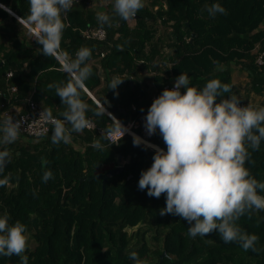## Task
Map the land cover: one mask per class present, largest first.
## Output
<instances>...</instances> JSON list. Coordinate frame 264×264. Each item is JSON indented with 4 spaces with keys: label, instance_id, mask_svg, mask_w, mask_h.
Here are the masks:
<instances>
[{
    "label": "trees",
    "instance_id": "1",
    "mask_svg": "<svg viewBox=\"0 0 264 264\" xmlns=\"http://www.w3.org/2000/svg\"><path fill=\"white\" fill-rule=\"evenodd\" d=\"M143 3L129 20L132 24L115 14L114 0H79L62 16L61 49L72 58L80 48L91 50L86 63L92 75L85 84L87 92L100 99L95 102L87 92L81 99L89 105L86 117L92 126L73 133L68 144L51 142L50 124L42 136L20 132L14 143L0 144V151L10 152V163L0 172V181H6L0 186V216L7 214L9 224L26 226L28 246L22 255L28 264H134L132 252L145 264H264V211L246 213L237 222L242 232L259 238L257 252H246L237 242L224 243L216 231L193 238L187 221L160 215L166 194L157 199L149 197L147 189H138L140 174L151 167L156 149L134 146L129 135L108 147L100 137L112 122L107 113L123 125L137 121L182 73L197 90L218 79L231 86L222 98L235 95L245 107H264V0ZM214 3L226 14L210 17L205 5ZM97 12L107 13L111 26L101 29ZM28 14V0H0V120L5 114L19 119L27 112L26 99L62 119L65 106L48 85H63L68 75L54 58L40 52L42 46L17 22ZM94 29L103 30L105 39L84 34ZM113 77L123 80L115 90L109 89ZM149 85L156 90L152 95ZM103 100L116 110L104 104L105 116H95ZM133 133L140 134L138 127ZM94 138L104 145L102 151L91 147ZM148 141L167 151L159 130ZM248 151L245 168L264 183V141L258 151ZM116 166L122 171L107 179L102 192L99 176ZM45 171L52 173L46 183ZM257 192L264 196V191ZM0 264H20V257L0 256Z\"/></svg>",
    "mask_w": 264,
    "mask_h": 264
},
{
    "label": "clouds",
    "instance_id": "2",
    "mask_svg": "<svg viewBox=\"0 0 264 264\" xmlns=\"http://www.w3.org/2000/svg\"><path fill=\"white\" fill-rule=\"evenodd\" d=\"M76 2L28 0L29 14L16 18L42 46L40 52L54 58L60 70L68 75L65 84L48 85L55 89L65 106L60 114L62 119L54 118L50 109H43L40 114V118L52 125L51 142L55 145L70 143L73 133H82L92 126L86 117L89 105L81 99V93L88 91L85 81L92 75L86 63L91 50L80 48L72 58L60 47L65 29L62 16ZM143 7V0H114L113 11L129 21ZM205 10L213 18L217 13L226 14L219 3L205 5ZM96 20L101 29L111 26V17L105 12H97ZM122 83V79L113 77L109 89L115 90ZM189 85L186 74L176 77L174 89L163 90L144 118L147 134L152 136L159 130L166 152L133 134L134 146L144 144L145 148L156 149L151 167L140 174L138 189H147V195L157 199L166 194V207L160 210V215L170 214L187 221L191 237H205L216 231L224 243L237 242L244 251L257 252L255 245L259 238L242 232L237 222L246 213L264 211V196L257 192L264 191V183L251 177L245 168L246 161H250L248 148L258 151L264 141V107H240L235 95L222 98L224 93L231 92V86L218 79L209 80L202 90ZM218 98H221L219 102ZM104 104V100L98 104L95 116H105ZM107 115L112 122L102 129L100 137L108 141L109 147L117 144L128 129L111 113ZM21 130V121L6 114L0 120V144L14 143ZM91 147L102 151L104 145L94 138ZM8 163L10 152L0 151V172ZM46 164L47 160L42 158V165ZM51 178V171H45L43 181L46 183ZM4 183L0 181V186ZM9 219L7 214L0 216V256H18L20 264H28V257L22 255L28 246L26 226L19 221L9 224ZM129 259L134 264H145L136 252L130 253Z\"/></svg>",
    "mask_w": 264,
    "mask_h": 264
},
{
    "label": "built area",
    "instance_id": "3",
    "mask_svg": "<svg viewBox=\"0 0 264 264\" xmlns=\"http://www.w3.org/2000/svg\"><path fill=\"white\" fill-rule=\"evenodd\" d=\"M78 1L79 0H77V2ZM84 34L88 38H91V39H96V40L105 39V32L101 29H94L93 31H90V32H84ZM257 62L260 64L261 60L259 59ZM10 75H11L10 72L7 73V76H10ZM165 89L173 90L174 84L173 85H166L163 88V90H165ZM10 91L15 92L16 88L11 87ZM181 94H183V93L181 92ZM160 95L161 94H159L157 97H154V99L158 98ZM24 102H26L28 104L27 105L28 106L27 112L25 114H23L19 119H17V120H20L22 123L21 132L26 134V135L34 136V137H39V136L44 135L48 131V128L51 125V123L48 122L47 120L43 119V118H40V114L42 111L37 107V105L35 103L30 102L28 99H26ZM239 106L245 107L243 104H240ZM132 110H134V108ZM146 115H147L146 113H143L137 118V121L127 122L124 126L128 129V131L125 133L124 136H127V135L133 136V134H134L135 136L140 137L142 141H146L147 143H149L148 140L150 139L151 136H149L147 134V131L144 127V124H145L144 118L146 117ZM4 116L6 117V114ZM135 127H138L140 134L133 133V129Z\"/></svg>",
    "mask_w": 264,
    "mask_h": 264
},
{
    "label": "water",
    "instance_id": "4",
    "mask_svg": "<svg viewBox=\"0 0 264 264\" xmlns=\"http://www.w3.org/2000/svg\"><path fill=\"white\" fill-rule=\"evenodd\" d=\"M105 106L106 108L108 109H111V104L109 103L108 100L105 101ZM113 110H116L114 108H112ZM118 111H121V109H117ZM120 160V157H117V161ZM122 171V167L121 166H116L114 168H110V169H107L105 171V173H103L102 175L99 176V179L101 180V188H102V192H104V187H105V183L107 181L108 178L114 176V175H117L119 174L120 172ZM85 180L84 178H82L80 181H83Z\"/></svg>",
    "mask_w": 264,
    "mask_h": 264
},
{
    "label": "crops",
    "instance_id": "5",
    "mask_svg": "<svg viewBox=\"0 0 264 264\" xmlns=\"http://www.w3.org/2000/svg\"><path fill=\"white\" fill-rule=\"evenodd\" d=\"M96 63L97 62H92V64H95L96 65ZM149 92L151 93V95L152 94H154L155 92H156V90H155V88L153 87V86H151V85H149ZM88 93V95L90 96V97H92V99L95 101V102H97L98 103V101H99V96L97 97V96H95L94 95V93H89V92H87ZM252 98V97H251ZM20 109V107L19 106H17L16 108H15V110L16 111H18ZM81 147V146H80ZM157 148V147H156Z\"/></svg>",
    "mask_w": 264,
    "mask_h": 264
},
{
    "label": "rangeland",
    "instance_id": "6",
    "mask_svg": "<svg viewBox=\"0 0 264 264\" xmlns=\"http://www.w3.org/2000/svg\"><path fill=\"white\" fill-rule=\"evenodd\" d=\"M147 1V0H144V2ZM130 24H132L133 22L132 21H129ZM252 99L256 102L258 101V97L256 95H253Z\"/></svg>",
    "mask_w": 264,
    "mask_h": 264
}]
</instances>
